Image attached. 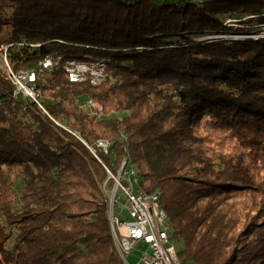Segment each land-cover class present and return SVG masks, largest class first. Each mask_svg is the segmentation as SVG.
I'll return each instance as SVG.
<instances>
[{
	"label": "trees",
	"instance_id": "1",
	"mask_svg": "<svg viewBox=\"0 0 264 264\" xmlns=\"http://www.w3.org/2000/svg\"><path fill=\"white\" fill-rule=\"evenodd\" d=\"M262 24L264 0H0V44L46 111L0 71V264H120L103 187L123 160L158 193L182 264H264V39L214 38ZM67 60L104 62L105 81L70 83Z\"/></svg>",
	"mask_w": 264,
	"mask_h": 264
},
{
	"label": "built area",
	"instance_id": "2",
	"mask_svg": "<svg viewBox=\"0 0 264 264\" xmlns=\"http://www.w3.org/2000/svg\"><path fill=\"white\" fill-rule=\"evenodd\" d=\"M11 44L0 45V69L13 88V98L22 97L35 103L46 114L41 105L42 94L36 87V76L27 77L26 72L15 73L11 70L7 49ZM43 70L52 68V61L45 59L40 63ZM58 65V60L56 61ZM64 71L71 82L86 81L97 86L105 81V67L100 62L95 63H67ZM88 109L97 120L100 118L101 106L88 100L80 106ZM106 145L95 143V147H88L95 156L96 148L107 153ZM109 179L113 180V187L106 191L108 205V221L114 222V231L121 239V259L123 264H176L172 259L169 239L162 225V217L155 209L156 196L136 189L137 177L132 175L125 160L114 175L108 171ZM116 208L118 211H116ZM136 255L135 261H129Z\"/></svg>",
	"mask_w": 264,
	"mask_h": 264
},
{
	"label": "rangeland",
	"instance_id": "3",
	"mask_svg": "<svg viewBox=\"0 0 264 264\" xmlns=\"http://www.w3.org/2000/svg\"><path fill=\"white\" fill-rule=\"evenodd\" d=\"M262 25H264V24H262ZM261 25V26H262ZM258 33H255L253 36H258V34H259V31H260V33L261 34H264V28L263 27H259L257 30H256ZM253 32H247V33H235L233 36V39H231V40H246V41H257V40H260V39H264V37H260V38H254V37H251V34H252ZM219 36V35H218ZM214 36H212V38H213ZM214 38H216V36L214 37ZM3 43H6V41H4ZM9 43V42H8ZM2 44V43H1ZM0 44V45H1ZM11 44V43H10ZM11 46V45H10ZM9 46V47H10ZM8 47V48H9ZM8 50V49H7ZM8 59V58H7ZM48 59V58H47ZM58 59H60V63H61V58H58ZM57 59V60H58ZM44 61V60H43ZM43 61H41V62H43ZM67 61H69V60H67ZM66 61V62H67ZM40 62V63H41ZM65 62V63H66ZM9 63V62H8ZM40 63H39V65H40ZM53 63V62H52ZM59 63V64H60ZM64 63V64H65ZM88 63V62H87ZM53 65H54V63H53ZM53 65H52V68H53ZM10 66V65H9ZM40 67H41V65H40ZM11 68V67H10ZM51 68V69H52ZM51 69H49V70H43L42 69V67H41V70L42 71H46V72H49ZM63 69H64V65H63ZM12 70V69H11ZM0 71H1V69H0ZM13 71V70H12ZM14 72V71H13ZM19 72H32V71H19ZM19 72H15V73H19ZM1 73L3 74V72L1 71ZM34 74H35V72H34ZM4 75V74H3ZM35 76H36V74H35ZM6 78V77H5ZM36 78V77H35ZM10 83V82H9ZM36 83V82H35ZM85 83H88V82H85ZM103 83V82H102ZM80 84V83H79ZM90 84V83H89ZM101 84V83H100ZM91 85V84H90ZM36 87H37V83H36ZM38 88V87H37ZM13 89V88H12ZM39 89V88H38ZM40 90V89H39ZM13 92V91H12ZM41 92V91H40ZM42 94V93H41ZM19 97V96H18ZM22 98V97H21ZM24 99V98H23ZM26 100H28V99H26ZM88 100H91V99H88ZM88 100H85L84 101V103L86 102V101H88ZM93 101V100H92ZM95 102V101H94ZM83 103V104H84ZM97 103V102H96ZM81 106V105H80ZM81 108V107H80ZM81 109H83V108H81ZM83 110H86V111H88L89 113H90V111L88 110V109H83ZM91 115V114H90ZM92 116V115H91ZM93 117V116H92ZM199 134L201 135V136H203L204 137V139H203V145H204V147L206 148V149H208V151H219V152H221V153H228V152H230L231 151V146H232V144H231V141L230 140H228L227 139V134H225V133H219V132H207V131H200L199 132ZM122 163V162H121ZM131 167V166H130ZM120 168V167H119ZM136 168V167H135ZM137 169V168H136ZM119 170V169H118ZM138 170V169H137ZM117 173V172H116ZM113 174V173H112ZM108 175V174H107ZM115 175V174H114ZM138 175H139V171H138ZM107 179H108V177H107ZM140 180H141V177H140V175H139V180H138V183H137V190H140V191H142V192H145L141 187H140ZM113 184H114V182H113ZM103 189H104V192L105 191H107V190H109V188H107V189H105L104 187H103ZM106 193V192H105ZM145 193H147V192H145ZM148 194H157L158 195V193H148ZM107 196V195H106ZM159 196V195H158ZM107 211H108V205H107ZM116 211H118L117 210V208H116ZM165 214V213H164ZM166 216V215H165ZM166 221H167V223H168V225L169 226H171V224L168 222V219H167V217H166ZM171 232H172V227H171V231H170V238H171ZM111 235V234H110ZM111 240H112V238H111ZM170 242L174 245V247H175V252H176V255H177V258H178V252L181 250V245L180 244H178L177 242H175V241H171V239H170ZM113 243V242H112ZM113 249H114V251H115V253L117 254V252H116V250H115V248H114V245H113ZM117 256H118V254H117ZM135 257H136V255H132L131 257H130V259H129V261L131 262V263H133L134 261H135ZM178 260H179V258H178ZM180 261V260H179ZM181 262V261H180ZM181 264H182V262H181Z\"/></svg>",
	"mask_w": 264,
	"mask_h": 264
},
{
	"label": "bare ground",
	"instance_id": "4",
	"mask_svg": "<svg viewBox=\"0 0 264 264\" xmlns=\"http://www.w3.org/2000/svg\"><path fill=\"white\" fill-rule=\"evenodd\" d=\"M249 18H256V17L251 16ZM236 23H237L236 20L227 19V20H225L224 25L225 26H233V27H235ZM261 27L264 28V25H262ZM253 35H254V33L251 34V37H254V38H256V37L257 38L264 37V34H261L260 31H259L258 36H253ZM233 37H234L233 35H219V36H216V38L226 39V40H231V39H233ZM68 62L69 63H87V62H78V61H75V60H69L64 65H66ZM59 63H60V59H58V64ZM100 67H105V63L104 62H100ZM26 76L27 77H35V74H34V72H26ZM68 81L70 83H74V84L85 83L86 82V81L71 82V79H68ZM96 143L99 144V145H106V140H98ZM129 169L131 170L132 175L137 177V179H136V189H137V183H138V180H139L138 170L135 167H129ZM106 172L108 174V170L107 169H106ZM108 179H109V174H108ZM147 195L156 196L155 209H156V211L159 212V214L162 217V225L164 226V229H165V232H166V238L169 239V248H170V251H171L172 259H174L176 261V264H181V262L177 258V255H176V252H175V247L170 242L171 226L168 225V223L166 221V216H165L163 210L161 209V207L159 205V196L157 194H148V193H147ZM107 216H108V212H107ZM109 227H110V234H111L112 242H113L114 248H115V250H116V252L118 254L119 263L123 264V260L121 259V239L118 238V235L114 231V222H109Z\"/></svg>",
	"mask_w": 264,
	"mask_h": 264
}]
</instances>
